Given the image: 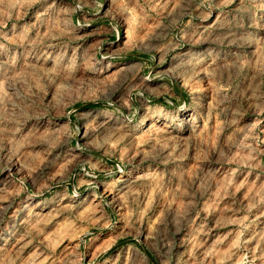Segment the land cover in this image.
<instances>
[{
	"label": "rangeland",
	"instance_id": "obj_1",
	"mask_svg": "<svg viewBox=\"0 0 264 264\" xmlns=\"http://www.w3.org/2000/svg\"><path fill=\"white\" fill-rule=\"evenodd\" d=\"M0 264H264V0H0Z\"/></svg>",
	"mask_w": 264,
	"mask_h": 264
}]
</instances>
